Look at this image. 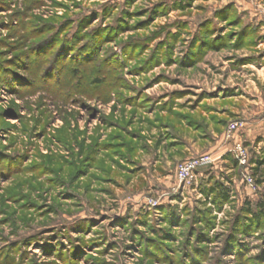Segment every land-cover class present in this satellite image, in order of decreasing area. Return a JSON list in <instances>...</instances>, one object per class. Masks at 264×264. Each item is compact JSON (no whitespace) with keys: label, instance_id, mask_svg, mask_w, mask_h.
I'll use <instances>...</instances> for the list:
<instances>
[{"label":"clouds","instance_id":"9594fccd","mask_svg":"<svg viewBox=\"0 0 264 264\" xmlns=\"http://www.w3.org/2000/svg\"><path fill=\"white\" fill-rule=\"evenodd\" d=\"M9 7L0 96L20 118H0V264H264V0H0ZM138 20L147 33L105 44ZM54 37L60 54L45 55ZM77 104L101 122V153L109 107L136 106L125 122L136 135L114 151L139 182L115 164L77 176L47 167L39 120L71 121ZM69 135L63 157L54 140L50 155L84 167L92 126Z\"/></svg>","mask_w":264,"mask_h":264},{"label":"rangeland","instance_id":"374dc122","mask_svg":"<svg viewBox=\"0 0 264 264\" xmlns=\"http://www.w3.org/2000/svg\"><path fill=\"white\" fill-rule=\"evenodd\" d=\"M204 3H207V0H204ZM204 4L202 3L199 5V8H203ZM59 8V11L56 12V16H62L67 11L66 6L61 7L59 4L57 5ZM179 11H186L185 9H178ZM4 12H9L11 17H15L16 13L11 11V8H0V15H2ZM67 20H71L70 17H66ZM157 19H160V17H155L153 19V22H155ZM50 22V21H48ZM62 29L63 31H66L67 28L71 27L70 22L68 24H64L63 21H61ZM17 27L14 20L11 18L9 21L5 22L2 19H0V29L8 30L9 34L11 35V29H15ZM150 27L149 24L144 23L142 20L137 21V26L129 28L125 31H121L117 34H114L112 37L105 39V44H112L114 42L120 41L121 37L128 36L129 39L125 41V43H131V38L134 36L136 32H143L147 33V29ZM39 35H43V32H40ZM43 47L42 51L45 55L52 52L53 49H56V44L58 43V37H54L52 39H48L41 42ZM63 45H61V48ZM145 49H141V51H144ZM56 54H60V49H56ZM11 70V69H9ZM18 75V73H17ZM129 76H132L133 78H138L141 73H133L132 71H129ZM160 81H157L159 83ZM155 87V85H153ZM125 91H131L130 89H126ZM15 92L13 89H8L7 95L11 96L14 95ZM211 97H206V99H210ZM218 99L222 100H229V99H235V97H218ZM5 103H7V107H5ZM90 107V106H89ZM122 109L126 108V111H121L117 113L115 105H111L109 107V112L113 115V119L110 123L105 125V128H111L112 131L107 134V136L103 137V153L96 150V144L100 143V137L96 136V133L98 131V126L101 123L100 121H97L94 117V114H89L88 116L84 115L85 107L83 104H77L75 105L76 109H79V111H76L74 114L72 112H68V116H73V119L71 121H67V117L65 119H58L57 117H53L51 121H48L47 119L39 120V123L41 125V131L39 133H36L37 138L39 140V146L36 149L38 151L40 156H43L47 160V167L51 171H62L64 173H71L73 176H77L78 174L83 173L84 175H87V171L91 170L89 169L88 165L90 163L95 165V170L97 172H100L102 170H111V167L113 164L116 165L117 169L120 170V172L126 176L131 177L133 182H139L138 176L139 173H133L131 169H124L123 166H121L118 163V160L116 157V151H119L123 148L125 144L130 143V141L135 137L136 133H132L129 135L125 132V122L127 124V127L129 130H131L134 126L133 122V116L135 114L136 106L134 104H126L121 106ZM66 111V110H65ZM99 111V109H97ZM43 115V113H42ZM150 115V113H149ZM179 115H184L183 113ZM0 118H2L3 121H10V120H16L20 118V113L16 110V107H14V102H7L5 100L4 96H0ZM195 119V117H193ZM67 121V122H66ZM33 125L37 123V121L32 122ZM77 128V130L80 133H86L89 130V126H92V133L93 135L88 138L87 141H82L81 143H89L90 148V155L92 157L91 161L89 160V156H84V159L80 161L81 165L84 167L81 168H74L72 166L71 161H65L62 158L56 159L52 155H50L53 152V146L52 141H55V146L59 149V156L63 157V154L65 152L64 144L71 142V136L69 135V129H71L73 126ZM136 126H139V123L137 122ZM11 127L15 128V125H11ZM51 127L53 130L51 139L47 138V129ZM7 131V129H4ZM144 134V133H142ZM4 140H6V137H0V145H3L0 147V154L4 153V148L8 147L6 143H4ZM209 149L214 150L216 145L215 144H209ZM114 149L116 151H114ZM169 164H171V161H168ZM32 168H36L37 165L33 164L31 166ZM15 176H21L22 174L19 172L13 173ZM33 180L36 181V183H39V177L35 172L32 174ZM80 178H83L81 176ZM99 179L100 177L97 176ZM159 180L161 182L168 181L171 182L172 176L170 174L168 175H160ZM25 183L30 181H24ZM159 207V206H158ZM104 217H102L103 219Z\"/></svg>","mask_w":264,"mask_h":264},{"label":"crops","instance_id":"0c3cea01","mask_svg":"<svg viewBox=\"0 0 264 264\" xmlns=\"http://www.w3.org/2000/svg\"><path fill=\"white\" fill-rule=\"evenodd\" d=\"M245 115H247V111L245 112Z\"/></svg>","mask_w":264,"mask_h":264}]
</instances>
